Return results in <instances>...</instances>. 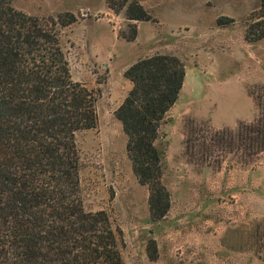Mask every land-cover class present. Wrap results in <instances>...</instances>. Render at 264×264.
<instances>
[{
	"label": "rangeland",
	"instance_id": "374dc122",
	"mask_svg": "<svg viewBox=\"0 0 264 264\" xmlns=\"http://www.w3.org/2000/svg\"><path fill=\"white\" fill-rule=\"evenodd\" d=\"M140 2L151 21H128L107 0L13 1L39 18L78 19L59 30L73 80L99 95L97 127L76 138L84 207L109 215L125 264H264V151L237 138L240 123L264 115V38L245 39L261 0ZM221 17L235 22L221 26ZM135 27L128 41L123 35ZM155 55L180 58L187 72L156 142L171 194L160 221L152 220L149 188L133 172L115 116L132 89L126 70Z\"/></svg>",
	"mask_w": 264,
	"mask_h": 264
},
{
	"label": "trees",
	"instance_id": "16d2710c",
	"mask_svg": "<svg viewBox=\"0 0 264 264\" xmlns=\"http://www.w3.org/2000/svg\"><path fill=\"white\" fill-rule=\"evenodd\" d=\"M13 1L0 0V264H125L109 215L87 211L81 193L76 138L97 127L99 95L73 80L61 46L59 28L78 19L71 12L39 18ZM140 1L107 4L114 13L125 11L128 21H151ZM253 17L245 32L251 43L264 38V0ZM234 22L219 19L221 26ZM137 35L135 27L123 37L134 41ZM186 74L173 55L138 60L124 74L132 89L115 111L133 172L149 188L153 221L165 219L171 208L156 142ZM228 133H219L220 140ZM237 138L264 151V115L240 123ZM152 244L148 255L155 261Z\"/></svg>",
	"mask_w": 264,
	"mask_h": 264
}]
</instances>
